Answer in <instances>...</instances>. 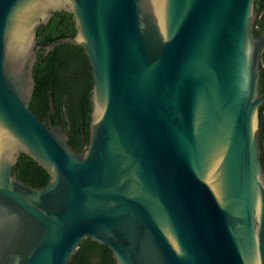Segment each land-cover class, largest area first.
Masks as SVG:
<instances>
[{"label":"water","instance_id":"obj_1","mask_svg":"<svg viewBox=\"0 0 264 264\" xmlns=\"http://www.w3.org/2000/svg\"><path fill=\"white\" fill-rule=\"evenodd\" d=\"M55 11L73 36L37 43ZM254 0H0V264H66L84 238L116 264H264ZM90 67L87 144L30 109L37 52ZM20 153L49 175L11 172Z\"/></svg>","mask_w":264,"mask_h":264},{"label":"trees","instance_id":"obj_2","mask_svg":"<svg viewBox=\"0 0 264 264\" xmlns=\"http://www.w3.org/2000/svg\"><path fill=\"white\" fill-rule=\"evenodd\" d=\"M254 35L264 26V0H254ZM75 27L72 14L55 11L49 21L37 28V43L45 45L61 36H73ZM264 71L259 72V91L264 87ZM33 92L28 102L40 119L48 110V94H52L54 112L49 113L50 124L59 122L68 135L67 143L74 151L82 150V136L86 138L90 110V67L79 45L61 43L46 54L40 48L33 65ZM264 105L258 107V115ZM51 120V122H50ZM11 172L23 183L41 187L49 179L46 170L33 158L20 153ZM94 256V257H93ZM93 258V259H92ZM66 264H116L112 252L89 238H84Z\"/></svg>","mask_w":264,"mask_h":264},{"label":"flooded vegetation","instance_id":"obj_3","mask_svg":"<svg viewBox=\"0 0 264 264\" xmlns=\"http://www.w3.org/2000/svg\"><path fill=\"white\" fill-rule=\"evenodd\" d=\"M261 29L259 30V32L261 31ZM259 32H258V34H259ZM259 66H260L259 72L260 71H264V44L262 46V49H261V52H260V56H259ZM258 90H260L259 89V80H258ZM262 90H264V87H263ZM260 105H264V103H262ZM50 122H51V120H50ZM50 125L57 126V125H61V124L59 122H56V123L54 122V123H52ZM258 127H259V143H260V147H261V155H262V161H263V165H264V154H262V152L264 151V106H262V108L260 110V113L258 115Z\"/></svg>","mask_w":264,"mask_h":264},{"label":"rangeland","instance_id":"obj_4","mask_svg":"<svg viewBox=\"0 0 264 264\" xmlns=\"http://www.w3.org/2000/svg\"><path fill=\"white\" fill-rule=\"evenodd\" d=\"M262 154H264V151L262 152ZM94 257V256H93ZM93 259V258H92Z\"/></svg>","mask_w":264,"mask_h":264}]
</instances>
